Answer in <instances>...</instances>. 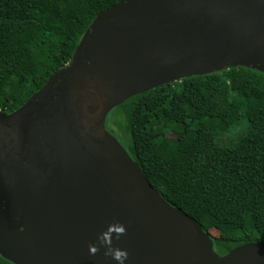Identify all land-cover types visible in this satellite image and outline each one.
Here are the masks:
<instances>
[{"label":"water","instance_id":"1","mask_svg":"<svg viewBox=\"0 0 264 264\" xmlns=\"http://www.w3.org/2000/svg\"><path fill=\"white\" fill-rule=\"evenodd\" d=\"M264 74V0H118L66 66L0 111V256L12 264H264L220 255L105 126L128 98L192 76Z\"/></svg>","mask_w":264,"mask_h":264},{"label":"trees","instance_id":"2","mask_svg":"<svg viewBox=\"0 0 264 264\" xmlns=\"http://www.w3.org/2000/svg\"><path fill=\"white\" fill-rule=\"evenodd\" d=\"M117 1L0 0V111L18 109L66 66L92 19ZM106 119L164 200L217 231L216 253L264 243L263 73L185 78L128 98ZM214 120L235 121L238 135L223 142ZM170 122L180 129L166 136Z\"/></svg>","mask_w":264,"mask_h":264},{"label":"rangeland","instance_id":"3","mask_svg":"<svg viewBox=\"0 0 264 264\" xmlns=\"http://www.w3.org/2000/svg\"><path fill=\"white\" fill-rule=\"evenodd\" d=\"M212 124L221 133L220 134L221 140L225 143H229L231 140H233L238 135V133L240 131V129L236 125L235 121H232L231 124L227 125V126H225L219 120L212 121ZM106 125L108 126V120L107 119H106ZM179 129H180V127L178 126V124H176L175 122H170L169 128L166 130H163L162 132L166 136H172L173 131H176ZM158 132H159V130H158ZM114 134L116 135L117 133H114ZM209 234L211 235V237H216L217 231L215 229H209Z\"/></svg>","mask_w":264,"mask_h":264},{"label":"clouds","instance_id":"4","mask_svg":"<svg viewBox=\"0 0 264 264\" xmlns=\"http://www.w3.org/2000/svg\"><path fill=\"white\" fill-rule=\"evenodd\" d=\"M117 259V264H123V259L122 258H116Z\"/></svg>","mask_w":264,"mask_h":264}]
</instances>
